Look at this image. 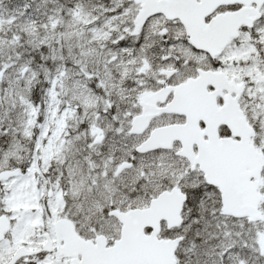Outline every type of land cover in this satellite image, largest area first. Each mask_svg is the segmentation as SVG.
<instances>
[{"label": "snow or ice", "instance_id": "6c2138e0", "mask_svg": "<svg viewBox=\"0 0 264 264\" xmlns=\"http://www.w3.org/2000/svg\"><path fill=\"white\" fill-rule=\"evenodd\" d=\"M0 264H264V0H0Z\"/></svg>", "mask_w": 264, "mask_h": 264}]
</instances>
